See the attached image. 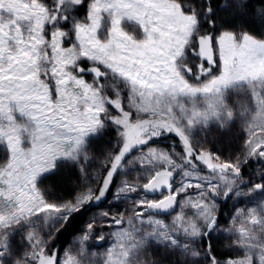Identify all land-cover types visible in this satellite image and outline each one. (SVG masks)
<instances>
[{"label": "snow or ice", "instance_id": "1", "mask_svg": "<svg viewBox=\"0 0 264 264\" xmlns=\"http://www.w3.org/2000/svg\"><path fill=\"white\" fill-rule=\"evenodd\" d=\"M168 258L264 264V0H0V264Z\"/></svg>", "mask_w": 264, "mask_h": 264}, {"label": "rangeland", "instance_id": "2", "mask_svg": "<svg viewBox=\"0 0 264 264\" xmlns=\"http://www.w3.org/2000/svg\"><path fill=\"white\" fill-rule=\"evenodd\" d=\"M213 135H215V133H212L208 137L209 141H211ZM105 143H106V141H105ZM239 144H240V141L237 138V134H235V132H234V134L232 136L225 137L222 144L221 143H215V144H211L210 143V147L216 148V149H220L225 154H227L228 151H236L238 149V147H239ZM65 171H68V170H65ZM69 172H71V171H69ZM73 173L78 178V175L75 172H73ZM77 183L78 182H74L72 194L69 195V196H67V197H63V198H65V199L71 198V196L74 195V189H75V186H76ZM127 208H128V205L127 204H121L119 210L120 211H124ZM102 210H108V206L107 205H104L102 209L94 208L92 212L87 213L86 215H84L83 223L79 226V228H77L76 230H74L75 236L80 235V231L79 230L80 229H83L86 226V223L88 222V220L93 215L98 214ZM116 211H117L116 208H111V212L115 213ZM226 218H227V212H225V215L221 217V220L223 221ZM73 239H74V236L69 235L66 243L63 245V248H61V255L63 254L64 248H67V247H69L72 244ZM56 243H57V241H56ZM213 243L215 244V248L217 249V251L220 252L221 251V245L223 243V240L222 239L221 240H215ZM165 264H175V261L172 258H168V259L165 260Z\"/></svg>", "mask_w": 264, "mask_h": 264}, {"label": "trees", "instance_id": "3", "mask_svg": "<svg viewBox=\"0 0 264 264\" xmlns=\"http://www.w3.org/2000/svg\"><path fill=\"white\" fill-rule=\"evenodd\" d=\"M74 182H78L77 176L71 171H62L58 173L56 176L50 178L48 181L45 182V186H49L53 189L55 195L59 197H67L72 194L73 185ZM84 216L78 220L74 226L73 229L69 231H74L83 223ZM69 235L65 234L61 236L57 240L58 245H64L68 239ZM215 246V244H214Z\"/></svg>", "mask_w": 264, "mask_h": 264}]
</instances>
